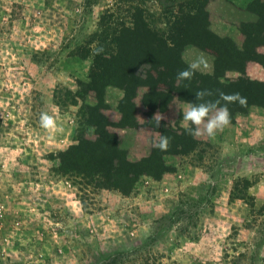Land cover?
<instances>
[{
	"label": "rangeland",
	"instance_id": "obj_1",
	"mask_svg": "<svg viewBox=\"0 0 264 264\" xmlns=\"http://www.w3.org/2000/svg\"><path fill=\"white\" fill-rule=\"evenodd\" d=\"M191 2L206 13L180 54L204 46L214 68L196 72L217 84L178 80L118 40L125 9L170 35ZM204 89L247 106L227 104V127L193 137L183 111ZM42 112L58 131L40 126ZM161 135L166 152L153 147ZM110 137L128 161L161 157L166 170L126 191L60 170L77 138ZM0 264H264V0H0Z\"/></svg>",
	"mask_w": 264,
	"mask_h": 264
},
{
	"label": "trees",
	"instance_id": "obj_2",
	"mask_svg": "<svg viewBox=\"0 0 264 264\" xmlns=\"http://www.w3.org/2000/svg\"><path fill=\"white\" fill-rule=\"evenodd\" d=\"M177 7L178 9L172 15L173 20L170 24L173 34L160 35L157 31L148 27L143 18L134 12L135 9L132 10V14H129L128 9H125L132 25L129 27L122 26L118 35L121 36L122 31L126 32L122 39H118L121 43L128 38L125 40L127 48L138 46L141 49H148L146 52L154 53L156 62L159 65L169 66L171 74L176 76L180 70L188 66L183 56L181 57V46L189 43V39H192V42L196 41L197 36L194 35L193 27L199 30L196 21H199L201 13H206V10L199 2L189 3L188 8L180 4ZM198 45L201 49L204 48V46ZM96 60L101 68L99 77L102 78V74L104 77L106 71L104 62L108 59L97 57ZM92 78L94 81L96 80V77L93 76ZM201 78L204 80L205 78L208 79L206 84L210 83V81H214L217 84L220 75L215 73L204 77L196 72L193 82H197ZM200 84L204 85V81H201ZM105 133L107 134L106 131ZM106 140L107 142L104 145L98 146L91 141L87 142L83 138H77V142L71 145L61 156L60 170L72 172L83 168L90 175L101 176L106 187H116L125 191L131 188L139 175L147 173L158 176L166 170V165L161 157L155 156L131 162L127 160L125 151L118 147L117 138L110 137L106 138Z\"/></svg>",
	"mask_w": 264,
	"mask_h": 264
},
{
	"label": "clouds",
	"instance_id": "obj_3",
	"mask_svg": "<svg viewBox=\"0 0 264 264\" xmlns=\"http://www.w3.org/2000/svg\"><path fill=\"white\" fill-rule=\"evenodd\" d=\"M104 51L103 47H96L93 51L94 55H100ZM210 64L207 57L202 52L197 54L192 59L187 68L180 70L177 73L178 80H191L196 71H202L208 69ZM219 93V98L212 100L206 99V97H212L216 95V92L208 89L200 90L195 93L196 102L188 103L183 111V124L189 135L193 137H200L207 135L208 137H214L217 132L222 131L231 122V114L227 104L239 103L240 106H247V98L243 97L240 93L226 94L222 91L216 90ZM221 101H224V106L221 105ZM154 120L155 127L161 126V121L167 120V117L157 113ZM172 121H169L171 123ZM190 125L194 126L191 127ZM40 126L49 131H58L59 123L55 114L48 112H42L40 115ZM171 138L166 135H161L157 142L153 143V147L160 151L166 152L170 146Z\"/></svg>",
	"mask_w": 264,
	"mask_h": 264
},
{
	"label": "crops",
	"instance_id": "obj_4",
	"mask_svg": "<svg viewBox=\"0 0 264 264\" xmlns=\"http://www.w3.org/2000/svg\"><path fill=\"white\" fill-rule=\"evenodd\" d=\"M210 4V3H209ZM209 4L207 5V10L209 11ZM203 53V54H205V56L207 57V59H208V62H209V64H210V67L208 68V69H205V70H203V71H205V72H211L212 70H213V68H214V61H213V59L209 56V55H207V53H205L204 51H202L201 49H199V48H197V47H194V46H189V47H186V48H184V50H183V53H182V56H183V59L187 62V63H189L192 59H194L195 58V56L197 55V54H199V53Z\"/></svg>",
	"mask_w": 264,
	"mask_h": 264
}]
</instances>
